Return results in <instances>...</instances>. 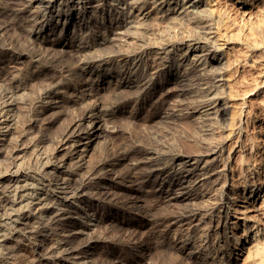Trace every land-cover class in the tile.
Instances as JSON below:
<instances>
[{
	"label": "bare ground",
	"instance_id": "bare-ground-1",
	"mask_svg": "<svg viewBox=\"0 0 264 264\" xmlns=\"http://www.w3.org/2000/svg\"><path fill=\"white\" fill-rule=\"evenodd\" d=\"M217 1L0 0V264H142L150 255L158 264H199L200 256L237 264L264 252V119L250 108L258 96L264 100V75L238 112L229 111L233 97L222 90L223 73L210 69L225 47L214 35ZM226 1L248 19L264 6ZM74 9L79 24L104 13L109 24L82 25L69 50H58L60 42L45 36L54 19L71 21L60 16ZM152 14H171L192 38L160 42L145 22ZM23 59L33 70L16 69ZM171 63L179 79L167 80L172 88L157 95L161 111L148 119L126 116L127 99L118 92L97 93L93 75L105 71L132 84L140 107L166 84L161 74ZM227 112L235 126L234 166L221 155L229 124L219 116ZM253 119L259 131L247 127ZM103 206L120 211L96 215ZM178 243L193 249L183 263ZM139 245L144 251L135 253ZM118 247L128 254H115Z\"/></svg>",
	"mask_w": 264,
	"mask_h": 264
},
{
	"label": "rangeland",
	"instance_id": "rangeland-1",
	"mask_svg": "<svg viewBox=\"0 0 264 264\" xmlns=\"http://www.w3.org/2000/svg\"><path fill=\"white\" fill-rule=\"evenodd\" d=\"M219 1H217L215 3L216 8H218V9H216L214 11V13L217 14V15H222V16H218L217 17L212 12L214 14V15L212 14L213 19L216 22V23L214 22L215 23V26H216V30H215V34L214 35H216L215 36L216 37L215 38L216 39V42L217 43L219 42V44H224L225 47L223 49V52L224 53L223 52H219L218 53V55H217L218 61L217 60H213V61L210 62V67L212 66L215 70L217 69V71H222L223 76H224V79L226 80L224 82V86H223V89L222 90L223 91L225 90L224 91V94L227 93V95H228V96L226 95L227 98L228 97H233L232 99L235 98L234 100H232L231 98H228V101H229V103H231L230 106L232 108V109L230 108L229 111L230 110L231 111H234L233 114L234 113L236 114L238 112L237 111L238 110L237 107L240 106L239 105V102H241V100H243V98L247 94V91H249L250 89H253V87L255 85L259 84L260 78L264 75V9H263L264 6H262V7L259 6V8L258 7L254 8L253 13L254 12L256 13V14L254 13L255 16L253 15L250 19H248L247 18L248 16H244L242 13H240L235 8V6L232 5L233 3L231 1H229V2L226 1V0H225V2H224V0H219ZM178 2H180V1H178ZM217 3H218V5H216ZM86 10H87V12H91L92 11L91 12L92 14H94V12H96L95 9H93L91 7L89 8V6L86 8ZM217 10L219 11V13H218ZM77 12L78 11L75 10V9L72 10L71 12L70 11L62 12V14H61L60 17L70 16L71 21H65V22H63V19H61L59 21H58V19H54V23L56 24L54 30L51 31V32H48L49 33V34H47L48 36L46 35L45 37H46V39H53V38L55 39L56 38L60 42V43L56 44V47H55L56 49H58V48L61 47L58 50H62L63 49V51H66V49H67V51H68L69 50L68 41H70V39L73 40V39H76L77 38V34L82 29L81 26L84 25V24L85 25H92V26H94V25H98L99 26V25H102L104 23H105V25H108L109 24V21H108L109 18L107 17V13H104L103 15L101 14L100 16H102V18H100V19H98V18H96V19L95 18H92V20H89L88 23H80L79 24L77 22V18L79 16L77 14ZM205 13H206V11H205ZM207 13L208 14L209 13L211 14V12H208V11H207ZM104 15H105V17L103 18ZM169 15L166 16V17H163V16L160 17L159 15L156 16V15L152 14L151 16H149L150 18L148 17L145 20V22L148 24V26L149 25L151 27L154 26V27H152V29L155 32H157V33H155L157 35V36L155 35V38H157V37L159 38L160 37L159 39L157 38L160 42L162 40H164V39L165 40L171 39L169 41L171 43L173 42L175 45L178 44L182 40H185V39H188V38H192L190 36L193 33L189 32V35H188V30L187 29L185 30L184 25H182L183 28H181V27L178 26V24H175V25L172 24L173 22L169 18V17H171V14H169ZM227 15H228V17H227ZM218 18H220L222 21L220 19L218 20ZM225 19H227L228 21L225 20ZM64 26L67 28L66 30H64ZM167 28H169V29L171 28V29L169 30ZM158 31H160L161 33L158 32ZM184 31H186V32H184ZM52 32H54V33H52ZM10 34L13 35V32H10ZM163 34L164 35L166 34L167 36L166 35L165 36L166 37L169 36V38H166ZM182 35H184V36H182ZM16 37H18V39L20 41H22V37L21 36H17L16 35ZM181 37H183V38H181ZM176 38H178L180 40H178ZM235 38L236 39L238 38L237 39L238 40L237 42H236ZM157 39L155 41H158ZM229 39H231V41ZM233 39L235 41H233ZM63 41H64V43H63ZM158 42H156V45H159L160 44V42L159 43ZM242 43H244V44H242ZM251 45L252 46H256L257 47V50L256 51H249V49L251 48ZM237 47L240 48L241 51L240 50L238 51L237 50L238 49ZM179 48H180V51H182V52H185V50H186V47L185 46H181ZM184 48H185V50H184ZM225 49L227 51H225ZM177 52H179V51H176V53ZM175 57H176V55L174 56V58ZM221 58H222L223 61L221 60ZM253 61H254V63L252 64ZM170 65L171 66L168 69H166L164 72H162V74H161L162 77H163V81H165L166 84H164L163 86H160L159 88H157V91L154 93L155 94L154 95L155 97L153 96L150 101H147L145 104H142L140 107H138L137 104L135 105L136 102H135L133 96L131 95V92L133 90L132 84L127 83V82H124V81H121L120 83H116V81L114 80V78H110L109 76H106L108 74L105 71H104V74H106L105 76H103L102 78L101 77L98 78L97 75H93V80H99L98 87H97V93L98 94H100L101 96H104V95H106V93L109 94L110 92H114V91L118 92L119 93L118 94L119 96L124 97V98L127 99V106L125 108V111H126L125 112V115L128 116V115H130L129 112H131L132 113V116H134L135 115L134 113H136V115L138 116V118L141 119V120H143L145 116H146L145 119H148V118L152 117L153 115H156V114H159L160 113L161 110L159 109V106H158L159 105L158 100H159V97H161L160 94H163L165 91H167L166 88H168V89L172 88V87H170V86H172V84H168L169 82L167 83V80L173 82L174 80H178L179 79V75H177L178 72H177L176 66L173 65V63H171ZM210 67H208V69ZM212 67L210 69H213ZM16 69L17 70L20 69V70H23V71L28 70V69H32L33 70V68L31 67V63H30V61L28 59H23L18 65H16ZM99 75L101 76V73H99ZM106 80H108V81H106ZM113 81H115V83H113ZM111 87H113V88H111ZM37 88H38V85L37 84H35V85H28L26 87V90L24 91V97L25 98H30L34 94V92L36 91ZM157 95L158 96L160 95V96L158 97ZM130 96H132V97H130ZM156 97H158V98H156ZM258 97H259V99H258ZM258 97L255 99L256 102L253 100L254 101L253 102L254 104H251V106L253 105V107L250 106V108L252 109V111L256 112V115L259 118L263 116L260 119H264V100H263V98L261 96H258ZM156 99H157V103H155L156 102ZM229 99H231V100H229ZM152 100H154L155 102H153ZM232 106H234V107H232ZM254 106H255V108H254ZM213 115H215V114H213ZM228 115L229 114L227 112L226 113V116H227L226 118L227 119H229L228 118L229 117ZM224 116H219V119L221 120L220 121L221 122V125L222 124H224L226 126L228 124L229 125L226 127V131L225 132H222L221 135H220V136L224 135V136H222V139L224 137L223 140H224V147H225L222 150L223 152L221 153V155H222L223 158H225L224 156H226V154L227 155H230V157L232 158V161H233L232 162L233 163L232 165L234 166V165H238L239 164L238 163V160L239 159L237 158V156L233 155V153L231 152L233 150L232 148L235 146V143L234 142L236 141V136L233 134L234 133V129H232V127L234 125L232 124L233 125L232 126L230 124V122H229L230 119L227 121ZM248 122L249 123H247V127H249V130H253V129H250V128H254V130L259 131V128H257L259 126L257 125V123H255V120L254 119L253 120H250ZM252 124L253 125L255 124V125L252 126ZM224 125H222V126H224ZM262 128L264 129V125L261 126V130L259 131L260 132L259 135H261V136L264 135V130ZM229 132L230 133L233 132V133L228 134ZM225 137H226V139H225ZM230 147H231L232 150L230 149ZM185 149H187V148H185V147L181 148V150H182L181 152H182V155L183 156L189 154V152L187 151L188 149L187 150H185ZM229 150H231V151H229ZM185 151L188 154H186ZM222 157H221V159H223ZM1 159L2 158H0V162H1L0 163V166H2V163H3V160H1ZM28 159H29V156L27 154L24 157V160H23L24 166L27 165ZM234 162H236V163H234ZM235 167H234V169H235ZM160 183H161V181H158L155 184H151L152 185V188L153 189H155V188L157 189ZM152 188H149V189L146 188V190L147 191L153 190ZM175 192L176 191H174L173 194ZM175 194H174V196H175ZM184 203H186V202H182L181 204H184ZM119 211L120 210H118L116 208H113V207L110 208L109 206H103V208H99L97 210L96 215H98V216L101 215L100 217H103V216L104 217H108V216L109 217H114V216H116L119 213ZM235 228L236 227H234V229ZM230 231L232 232L233 229L230 230ZM13 244L14 243H10V245H13ZM178 246H181V245L179 243L177 244L176 248L174 249V251L176 253L175 255L176 256L179 255L178 256V259H177L178 261H180V262L183 261L184 262V260L188 259L189 255L192 253L193 249H191L189 246L186 247V248H184V249H179V248H177ZM143 251H144V247L141 246V245H139L137 248L134 249V252L135 253H141ZM21 253H23V252H21ZM263 253H260V256L259 257L258 256H255L257 258L250 257L251 259L250 258L246 259L245 257L247 256V254H245L242 259L245 258L246 260L243 261V262L240 261L237 264H241V262H242V264H256V263L257 264H264V255H263ZM115 254H119L121 256H125L128 253H126L124 251V249L118 247V248H115ZM21 255L19 256L20 258H21ZM261 255H263V256H261ZM19 257H18V259H20ZM200 259H201V261L199 260L200 261L199 264H211V263H205L206 257H204V256H200ZM253 259H255L254 262H253ZM18 261H20V260H18ZM159 261H160V259L158 260L157 257H154V255H150V256H147L145 259H143V261H142L143 263L142 264H158ZM250 261H252V262H250ZM201 262H203V263H201ZM212 263L213 264H216V263L218 264V262H212ZM220 263L221 264H229V263H226V262H223V263L220 262Z\"/></svg>",
	"mask_w": 264,
	"mask_h": 264
}]
</instances>
